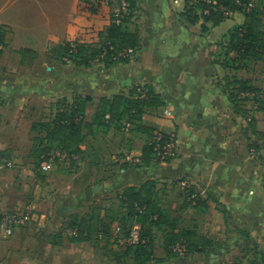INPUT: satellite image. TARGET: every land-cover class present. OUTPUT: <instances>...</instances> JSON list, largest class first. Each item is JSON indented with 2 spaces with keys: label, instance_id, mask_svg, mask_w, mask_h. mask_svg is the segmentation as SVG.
<instances>
[{
  "label": "crops",
  "instance_id": "0c3cea01",
  "mask_svg": "<svg viewBox=\"0 0 264 264\" xmlns=\"http://www.w3.org/2000/svg\"><path fill=\"white\" fill-rule=\"evenodd\" d=\"M132 1L134 52L126 61L112 65L118 70L117 77L102 83H112L106 87L103 96L109 97L120 87L141 86L158 95L162 104L146 107L140 124L166 133L173 132L176 155L166 162L151 158L149 164L144 163L141 168H120L119 175L123 180L119 184L122 187L138 186L153 180L161 183L167 194L170 183L178 187L180 180H188L197 193V201L192 204L178 188L179 201L172 200L173 209L178 214L170 221H173V227L176 225L175 230L189 229L196 237L210 235L214 243L203 251L186 253L187 257L209 254V259L199 261V264H216L224 263L227 258L245 256L242 261L251 257L257 264H262L264 69L256 73L250 66L264 62V52L257 59L237 61L236 58L234 62L225 63L228 35L234 26L242 24V14L234 13L217 21L202 18L191 21L189 15L184 14L182 3L174 4L172 0ZM256 1L259 2L255 6L264 33V0ZM115 8V0H0L3 44L0 52V120H4L0 123V133L7 127L5 114L22 109L16 103L4 106L7 100H21L24 96L20 91L25 78L11 68L12 56L20 65L24 62L45 64L49 58L52 60L51 56H56L64 41L97 47L112 24ZM36 34H41L39 40ZM233 55L229 53V56ZM226 76L246 79L257 85L261 93L257 105L237 106L233 103L224 88ZM56 83L60 85L59 81ZM15 86H18L17 90H14ZM165 109L171 114L167 115ZM131 136L134 143L138 141V146L111 157L135 165L141 162L134 164L131 160L142 155L146 135L142 130H136ZM2 143L9 146L1 138L0 151L9 154L8 150L1 149ZM12 157H7L12 162L10 166L0 164V177L14 173L11 181L2 184V193L6 195L0 196V202H9L16 209L29 211L30 223L15 227L10 236L0 232V264H7L1 254H5L10 262L9 257L16 251L17 260L23 257L24 262V255L34 256L35 249L41 244L52 249L55 245L51 240L47 243L40 237L51 231V224H61L68 219L73 209L69 203L64 205V195L53 210L44 213L32 212L30 202L22 203L15 197H8L12 187H21L16 182L20 181L21 174L14 170ZM78 158L79 154V163ZM85 164L89 165V162ZM107 189L106 180H97L89 193L97 195ZM181 216L183 224L180 226L176 222ZM29 237L37 239L35 246L20 248L18 244H24ZM9 245L11 255L4 252ZM211 252H215L213 256Z\"/></svg>",
  "mask_w": 264,
  "mask_h": 264
},
{
  "label": "rangeland",
  "instance_id": "374dc122",
  "mask_svg": "<svg viewBox=\"0 0 264 264\" xmlns=\"http://www.w3.org/2000/svg\"><path fill=\"white\" fill-rule=\"evenodd\" d=\"M249 3L251 5L259 4L256 0H249ZM37 10L39 13V9ZM234 13L244 16L242 12L232 11L230 14L226 15V18ZM34 15L38 16V14ZM133 15L132 13L131 17H133ZM127 22L125 27L127 30H130L127 35H132L134 33L131 18ZM36 35V39L39 40V35L41 34ZM21 36L24 35L22 34ZM2 45L1 42L0 52L2 51ZM68 47L69 42L64 41L62 52L56 53V56H51L52 60L49 58L45 64H37L36 62L30 64L24 62L23 65H20L15 62L14 55L12 56V61L10 60L11 68L16 69L15 71L18 75L23 74L22 76L25 78L22 82L23 87H21L20 91L24 96H21L23 97L21 100L19 98L7 100L4 105H14L16 103L19 104L18 107L22 106L19 107L22 109L20 111H9L5 114L4 117L7 121V127L0 133V139L3 138V140L5 139L8 142L9 146H7L6 143H2L1 149L8 150L9 156L7 157L10 158L13 156L12 158L15 160L14 170L21 174L20 181L16 180L21 187H12L8 192V197H15L21 200L22 203L30 202L32 205V212L44 213L48 210H53L55 206L62 201V196L64 195L66 200L64 205L69 203L73 209L68 219H64L65 221H62L61 224H51V231L40 237L42 240L45 238L47 243L51 240L55 245L52 249H49L48 246L43 247L41 244L40 248L37 247L35 249V251H37L35 252V257L31 254L30 257L28 254L24 255V259L26 260L24 262H22L23 257L17 260L16 251L9 257L10 262L5 254H1V257L7 260V264H45V261H47V264H132V256L124 258L123 261L119 260L118 256L120 255V250H122V244L115 241V233L112 229L118 223L121 227L119 236H126L128 211L127 206L123 205L120 200V194L124 187L119 184L123 180L119 175V169L122 167L141 168L145 164L143 162L135 164L133 161L131 162L135 165L127 164L111 157L113 155L118 156L128 149L138 146V141L134 143L132 139L133 136H131L135 129L128 133H122L119 129L114 128V125H95L94 116L99 110V99L103 96L106 87L111 86L112 83L94 86L84 81L80 76V74H86V77L91 76L96 78L97 76L102 77L117 73V68L112 67V65L121 61H117L110 65H103V63L94 61L90 62L87 60L86 51H80L78 55L70 54L68 52ZM250 68L257 73L260 69H264V62L260 61L258 64L256 62V64L254 63ZM57 81L60 83V85L58 84L59 86H57ZM33 87H41L42 89L34 92ZM121 88L122 87L116 89V91L113 90L115 93H112L109 97L122 93L130 97L131 89ZM256 88L257 97L261 100V93L259 92L258 86ZM29 89L33 91L30 90V92ZM87 97H89V99L84 102L82 115L85 120L84 124L87 123L88 126L83 129L84 139L78 152L80 158L79 163L77 159L70 161H59L55 159L51 161L53 162L52 171H50V169L43 171V175L46 174L47 176H40L29 169V174H27V168L31 166V163L28 161L29 159L27 160L28 162L26 161L28 158L26 156L33 145V137L45 135V131L40 128V123L51 120L58 109H64L77 98L84 100ZM252 99L251 96L244 100L241 99L237 103L243 106L248 104H250V106L251 104L256 106L258 102L255 103ZM2 120L3 119L0 120V123ZM122 120H119L118 124H121ZM34 124H36V127ZM23 154L26 155L24 156L25 159L22 157ZM86 162H89V165H86ZM11 175H14V173L0 177L1 197L6 195L2 193V184L11 181ZM97 180H106L109 189L99 192L97 195H92L89 193V189ZM118 180L120 181L118 182ZM160 184L161 183L158 182L156 183L158 196L164 208L163 210L169 215L168 218L170 220L172 216L178 214L177 210L173 209L172 200H175V202L176 200L179 201V182L178 187L170 183V185L167 186L169 192L167 194L164 193V187H161ZM11 192L13 193L9 194ZM68 193L69 197L67 196ZM87 201L91 202L88 203ZM7 212L22 213L24 211L20 208L16 209L9 202H0V215ZM71 215H75L77 220H79L81 216L86 218V223L88 225V229H86L87 239H73L65 231ZM28 223H30V220L19 226H24ZM168 223H162L159 228L170 229L171 224ZM176 223L180 226L183 224L182 216ZM175 227L176 225L174 228ZM162 228L158 229L153 227L154 245L158 255L164 254L162 249V242L164 239ZM30 237V240H27L24 244H18L19 247L28 248L30 246L33 248L35 246L34 242L37 239L33 240ZM206 237L212 239L210 235ZM13 244L14 243H12V246ZM10 246L11 245L4 251L9 255H11L12 249L9 248ZM186 253L188 252L184 251V247L180 246L175 257L166 259L159 264H199V261H207L210 256L209 254H204L200 257H191L189 259ZM214 253L215 252H211L210 254L213 256ZM243 258L246 257L238 256L227 258L226 260L224 259V263L219 262L216 264H231L232 262H244L245 264H249L248 261L251 257H248L246 261H242ZM145 264H152V262Z\"/></svg>",
  "mask_w": 264,
  "mask_h": 264
},
{
  "label": "trees",
  "instance_id": "16d2710c",
  "mask_svg": "<svg viewBox=\"0 0 264 264\" xmlns=\"http://www.w3.org/2000/svg\"><path fill=\"white\" fill-rule=\"evenodd\" d=\"M217 2L228 7L231 12H242L245 16L243 23L234 26L228 35L227 45L225 46V63L230 61L234 62L236 61V58L237 61L257 59L259 55H262L264 52V33L262 32L261 20L257 14L258 7L251 5L249 9H246L244 4L237 5L235 0H217ZM241 2L249 3V0H241ZM129 4L131 8L130 14L122 21V23L115 24L112 22L107 33L103 35V38L100 40V43H98L97 47H89L85 44L77 43L76 52H70L69 47L68 52L70 54L78 55L80 51H86L87 60L92 62L101 52L107 51V54L102 61L103 65H110L117 61H126L127 59L113 60L110 58L109 53L111 50L108 47L109 45H112L115 50H119L122 47L134 48L136 44L134 43V36L127 35L128 31L125 27L128 23L127 21L131 18L133 1L129 0ZM183 8L185 9L184 14L187 16L189 15L188 17H190L191 21H194L197 18L212 21L226 18V15L219 10L210 11L209 14H201L200 9L203 8L201 2H198L193 6L187 5ZM1 42L2 32L0 31V43ZM62 49L63 46L57 49V53H61ZM230 52L234 55L229 56ZM246 61L244 64L247 63ZM238 67H240V64ZM85 75L80 74L81 78L90 84L107 83L117 77L116 73L102 77L97 76L96 78L91 76L86 77ZM144 88L147 92V96L144 99L137 97V87L131 89L130 97L122 94H116L112 97L102 96L99 99V110L94 116V122L95 125H114V128L119 129L122 133H127L134 129V131L142 130L146 135V142L141 150L142 155L140 156L139 162L148 164L150 159L155 157L152 146L149 144L152 131L155 128L146 127L140 124V117L146 107L155 104L161 105L162 101L158 99V95L154 94L149 88ZM224 88L228 92L230 100L237 106L239 105L237 102L241 100L237 98V95L242 90H249L256 94L252 99L253 102L256 103L259 100L257 97V88L249 80H242L234 77L230 79V77L226 76ZM17 89L18 86H15L14 90ZM41 89V87H33L34 92ZM30 90L32 89H29V91ZM88 99L89 97L84 100L77 98L75 100L76 102H72L64 109H58L51 120L40 123V128L45 131V135L33 137V145L26 156L28 157L26 161L29 159L28 161L31 163V166L27 169L40 176H44L43 171L39 168L40 163L46 160L49 152L55 149H64L78 155L80 150L79 147L84 139L83 129L88 126L87 123L84 124L85 120L82 115L85 104L84 102L86 100L88 101ZM106 115H108V118H106ZM119 120H122L121 124H118ZM126 122L130 124V128L127 131H124L123 126ZM34 126L36 127V124H34ZM7 156L8 153L0 151V162L1 159H7ZM184 197L186 196L184 195ZM120 200L123 205L127 206L128 211L126 236L123 237L126 238L128 236L131 226L134 223H138L140 226L138 241L134 243H123L121 245L122 250H120V255L118 256L121 261H123L124 258L132 256V264H145L149 262H152V264H159L166 259L177 255L178 249L175 248V246H183L184 251L186 252H200L213 243V240L206 236L196 237V234H193L189 229L175 230V228L172 227L173 221L169 220V215L163 210L164 208L160 203L156 182L153 180H147L138 186H125L120 194ZM196 201L197 196L193 204H195ZM86 222L87 220L84 216H81L80 219L77 220L75 215H71L65 229H76L77 234L70 237L73 239L84 240L87 239L86 229H88V225ZM166 222H169L168 224H171V226L170 229H163L161 227L164 237L162 242L164 254L158 255L154 245L153 227L161 229L159 228L161 224ZM116 225L119 226L118 223ZM114 227L112 228L113 230ZM114 239L116 241V237ZM261 262L264 264L262 259ZM231 264H240V262H232ZM249 264H257L256 259L250 258Z\"/></svg>",
  "mask_w": 264,
  "mask_h": 264
},
{
  "label": "built area",
  "instance_id": "2783aa9c",
  "mask_svg": "<svg viewBox=\"0 0 264 264\" xmlns=\"http://www.w3.org/2000/svg\"><path fill=\"white\" fill-rule=\"evenodd\" d=\"M116 1V8L112 14V22L115 24L122 23V21L130 14L131 8L129 4V0H115ZM203 4V8L200 9L201 14H209L210 11L219 10L222 11L223 14L228 15L231 13V10L219 4L217 0H172L174 4L182 3L184 6H193L196 5L198 2ZM237 5L244 4L246 9H249L251 6L250 3H243L241 0H235ZM1 48V47H0ZM70 52H76L77 49V42H72L69 45ZM111 52L109 53L110 58L113 60H121V59H129L133 52V47H122L119 50H115L112 45L108 47ZM107 51L101 52L95 59L94 62L103 63V59L105 58ZM92 61V62H93ZM147 92L144 87H137V97L139 98H146ZM254 98L256 94L251 91H240L238 93L237 98L244 100L245 98L251 97ZM165 113L170 115L171 112L169 109H165ZM108 118V115H106ZM248 119H250L248 117ZM130 128V124L126 122L123 126V130L127 131ZM149 144L152 146L155 159L160 162H166L169 159L173 158L176 155V137L173 132L166 133L161 131L160 129L155 128L152 131V135L149 140ZM59 160V161H70L77 159V154L73 152H68L64 149H55L49 152L48 158L40 163V170L45 171L49 169L50 162L52 160ZM131 161L134 163H138L140 161L139 157H134ZM12 162L8 159H1L0 164L4 167H8L11 165ZM179 188L181 192L186 196L188 200L193 204L196 200L197 193L195 189L192 187L191 183L188 180H180L179 181ZM30 219V213L28 211H24L22 213H15V212H7L0 215V231L4 235H11L14 228L16 226L22 225L28 222ZM114 233L116 237V242L119 244L123 243H134L138 241V237L140 234V226L138 223H134L131 226L129 234L126 238L119 236L120 227L116 225L114 227ZM66 232L70 236H75L77 234L76 229L67 228ZM180 246H176L179 249Z\"/></svg>",
  "mask_w": 264,
  "mask_h": 264
}]
</instances>
